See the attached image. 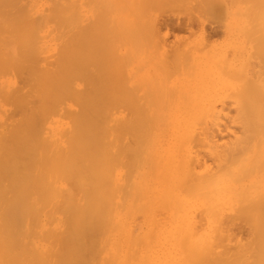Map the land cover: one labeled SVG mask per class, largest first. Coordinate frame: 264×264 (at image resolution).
I'll return each instance as SVG.
<instances>
[{
	"label": "bare ground",
	"instance_id": "obj_1",
	"mask_svg": "<svg viewBox=\"0 0 264 264\" xmlns=\"http://www.w3.org/2000/svg\"><path fill=\"white\" fill-rule=\"evenodd\" d=\"M96 1H93L94 6ZM175 1L179 3L178 0ZM149 2H155L161 6L163 3L168 4L170 0H166L167 3L165 0L160 2L149 0ZM171 2L174 1L171 0ZM85 3L89 2L86 0H0V264H26V257H22L21 254L20 257L15 249L18 246L28 247L31 244L36 245V248L46 245L49 249L55 244L63 250H88V252L95 251L97 248H103V250L108 248L109 250L110 247L119 246L138 247V250H141L139 247L159 248V251H161L160 248L165 250L187 248L207 252L217 249L220 252L226 249L228 251L236 249L237 252H246L245 257L248 264H264V103L261 100L262 87L260 91H257V95H254L258 96V92L259 95L261 93L262 96H258L260 100L251 95L255 92L249 91L250 96L256 100L255 104H252L253 101L250 102L249 98L250 101L245 100L248 101L247 103L240 101L248 94V91L240 90L242 86H245L243 83L239 89L236 88V91H233L234 93L230 92L234 94L235 98L232 97L231 101L235 104H226L233 102L230 99L228 102L222 100V96L220 99L224 103L220 100L218 101L221 103L215 100L220 104L213 103L214 101L205 102V99L197 97L202 89L194 97L190 91L192 99L188 100L192 101L191 103L190 101L170 103L168 101L170 92L168 93L166 88L163 92L166 91L168 95L165 96V93H162L165 97L161 98L159 92L163 88L161 89L160 85H158L159 88L153 89L149 86L150 91L147 89L150 93L155 90L156 94L160 95L159 99L155 98L158 102L150 98L151 95H148L149 98L145 97L142 91L141 95H138L140 91L135 93L138 95L137 99L136 95L127 92L128 90L123 89L122 91L121 89L125 87L121 86L120 89L119 81H115V77L119 75H114L111 70V72L108 70L111 69L109 67H113L114 57L122 53L114 57V54L112 56H109L110 53L105 54L108 56L107 59L113 57L112 60L110 58L112 65L104 69L109 63L102 64L100 67L98 64L96 65L98 70L95 67L96 72L91 70L95 69L90 65L91 51L92 54L95 52V56L92 55L95 61L91 63L94 66V62L98 63L105 58L104 53L108 48L103 47L107 42L101 45L102 35L106 32L105 27L102 29L105 32H101L102 27H99L101 18L104 19L106 16H102L101 13L102 17L95 18L97 21L94 20L95 28L88 25L90 26V31H88L86 25L90 17L85 19L86 22L88 21L86 25L84 17L88 15L87 9L90 4H87L89 7L86 8ZM100 4L96 6L99 7ZM202 5L207 7L206 4ZM120 8L115 12L118 11L119 14ZM166 8L168 7L164 10ZM151 9H153L152 5ZM138 10L142 9L138 8L136 11ZM98 11L95 14L99 13ZM111 11H113L111 15L116 17L114 10ZM248 11L250 9L245 11L246 15ZM121 13L120 15L123 16L121 19L129 20L130 16L126 19L125 14ZM141 13L139 11V14ZM157 13L159 14V8ZM250 14L248 13L251 22L254 13L250 11ZM193 15L191 17H194ZM94 16L93 14V18ZM132 17L129 22L133 21ZM138 18L136 19L139 20ZM110 19L108 26H113L110 23L114 19L112 17ZM253 19L255 21L256 18ZM118 20L119 18L115 19L117 23L124 22ZM190 20L186 23L180 21L172 25V29L176 27L182 29L185 24L188 27ZM90 21L93 22V20ZM157 21L153 22L155 26L160 22L159 19ZM126 23L122 26L130 24ZM159 24L160 27L157 25L159 28L155 26L154 28L159 29L160 33L156 31L155 34L158 32L160 38L155 37L162 40L165 46L167 42L166 37L163 38L164 30L161 33L160 29L165 28L167 24ZM130 25L127 27L130 28ZM161 25H164L163 28ZM254 25L251 29H254ZM143 27L140 28L143 29ZM117 28H115L116 31ZM91 29L95 30V33L93 32L94 47H92L94 41L91 40L93 31ZM112 31L110 35H116L114 30ZM244 31L242 33H246V37H249L248 31ZM124 32L126 33V30H122L121 34ZM107 35L103 39L110 42L111 38L109 36V40ZM138 35L135 34V37L137 38ZM167 35L168 33L165 36ZM147 39L149 40V37ZM208 42L210 43L211 40ZM263 42L264 40L261 41V47L264 46ZM212 45L210 43L209 46ZM245 46L248 45L245 44ZM189 47L187 49H193L194 45ZM92 48H95V51ZM100 48L101 51L105 49L104 58L102 54L99 58ZM111 48H108V52ZM166 48L169 49L166 50L167 52L174 49ZM162 49L163 53L165 49L163 51ZM180 49L177 48L175 53L172 51L169 53L176 55ZM128 50L126 49L125 53ZM189 50L186 51L188 54L191 52ZM261 50L260 56L261 54L263 56L264 49ZM130 51L133 50L130 49ZM227 51L232 54L230 48ZM173 54L170 55V60ZM122 58L124 59V56ZM256 59L255 57L253 59L255 63ZM227 60L228 58L221 59L224 63ZM248 60L250 61L251 58ZM262 60L263 58L259 57L260 66H264ZM206 61H208L207 58ZM246 66L252 71L253 67L251 68L249 63ZM164 69L163 67L161 70ZM129 71L130 69L125 70L126 73ZM225 71L224 73H228ZM120 72L123 73V70ZM253 72L255 71L253 70L251 75ZM231 73L234 74L228 73V75H235V72ZM256 73H254L255 76ZM131 74L126 75L132 76ZM244 75L246 76L242 73V76ZM248 76L250 77V73ZM257 77L252 78L254 83L257 82ZM137 80L139 83L140 79ZM134 83L136 84L135 81ZM246 83L249 85L248 82ZM258 85L256 84V87ZM128 88H130L129 85ZM132 89L134 90L135 86ZM172 90L170 91L177 93V89ZM185 91L183 88L181 92L186 95ZM241 92L244 93L242 95L244 98L241 96L242 99L239 98ZM230 93L227 94V99L229 95H232ZM200 94L202 95V92ZM142 95L148 98V103L138 101L139 96L144 100ZM175 95L178 97L177 94ZM214 96L211 97L216 99ZM188 97L189 95L183 98L186 100ZM177 99L174 101H178ZM234 99L240 102L237 103ZM237 224L246 227L245 239L238 235L240 233L234 232ZM21 234L24 238L26 234L42 236L52 234L58 235L57 238L60 235V239L54 236L57 240H52L55 242L51 245L49 239L45 240L48 241L45 244L44 241V243L39 242L33 237L28 238L29 240L21 239ZM61 235H63L62 238ZM41 239L44 240V238ZM215 252L217 256V251ZM227 254L225 253L223 256L226 255V257L223 258L230 263L234 260L231 258L233 255L227 256ZM79 256H85L81 254L76 256L79 260L81 259L82 264L83 260ZM236 256L235 260L239 261ZM86 257L83 259L89 261ZM189 257L187 255L185 258L189 259ZM72 258L74 259L73 256ZM61 259L59 258L58 261L60 264L67 262ZM78 259L76 263L79 264ZM220 260L224 261L222 258ZM220 260L217 259V261ZM38 263L41 264L40 261Z\"/></svg>",
	"mask_w": 264,
	"mask_h": 264
},
{
	"label": "rangeland",
	"instance_id": "obj_2",
	"mask_svg": "<svg viewBox=\"0 0 264 264\" xmlns=\"http://www.w3.org/2000/svg\"><path fill=\"white\" fill-rule=\"evenodd\" d=\"M85 1V0H84ZM86 1H88L89 3H85L86 4V8L87 7H91V9H90V7L87 9L89 12H87V16L86 17H84V23H85V25L87 24V22L89 21V23L86 25L87 26V28H88V31H90V29H89V27L90 26H88V25H92V27H94L95 26V24H96V22H94V20L95 21H97L96 19L98 18V17H102V16H106V18L104 17V19H103V17L101 18V26H99V27H102V28H100L101 30L102 29H104L103 27H105V30H106V32H109V33H106L105 32V30L103 31H101V32H105V33H103V38H106V35H107V38L110 40V38H111V40H110V42L107 40V41H105L106 39H103L102 38V44L101 45H103L105 42H107V43H105V45H103V47L106 49V47H108V48H111V47H113V48H111V49H109V52H108V48L106 49V51H105V53H104V50L105 49H102V51H101V48H100V56H99V58H101V54L103 55V53H104V55L106 54V55H108V53H110L109 54V56H112L113 54V57L114 56H117V55H119V54H121L122 55V57L124 56V59L121 57V55H119V56H117V57H119L118 59H117V57H114V59L112 60V58L113 57H110L111 58V60H112V63H114V64H116V66H118V67H116L114 64L112 65V63H111V60H110V58L109 59H107L108 58V56H106L105 55V58H104V55H103V57L102 58H104L105 59V61H104V59L102 60L101 59V61L100 62H94L93 64H94V66L91 64L93 61H95V59H94V57L92 56V55H94L95 56V52L92 54V51H91V63H90V65L92 66V68L94 67H96L97 68V70H98V67L96 66V65H98V64H100L99 65V67L100 66H102V64H104V65H107V63H109L108 64V66H103L104 67V69H107V67H109V65L111 66H115L114 68L116 69H114V71L112 70V68L113 67H109V68H111V69H108L109 71L111 70L112 72H113V74L114 75H119V76H117V78L115 77V81H119L118 83H120L119 85V88L121 89L122 87H125V88H122L121 90L122 91H126V90H128L127 92H129V93H131V94H134V96L137 94V93H139V91L141 92H143V95L145 96V97H148V95H151V96H149L150 98H154V100L156 101V102H158V100L157 99H159L160 98V95H161V98H163L164 99V97L166 96V95H168L167 94V92L165 91V92H163L165 89L164 88H166V90L168 91V93H169V95L172 97H170L169 95H168V98H169V102L170 103H176V102H183V103H188V101H190L191 99H192V97H194L195 95H196V93L198 94V91L200 90V89H202L201 91H199L200 93L202 92V95L199 93V95L197 96V97H199L200 96V98H202V99H205L204 101L205 102H211L212 103V101H214L213 103H216V104H220L221 102L220 101H222L223 99H224V101L225 100H227V102L229 101V99H230V101L232 100V97H234L233 95V91H236V88H240L241 87V84L243 83V85L245 84V86L247 87H245V86H242L241 87V91L243 92V90L242 89H244L246 92L248 91V94H247V97H246V95H245V97L247 98H245V99H243V100H240V99H242V97L244 98V96H242V95H244V93L242 94V92L241 93H239L240 95V99L239 98H236V99H239L241 102L242 101H245V100H249L250 102H252L253 101V103L252 104H255V102L254 101H256V100H254V98L253 97H251L250 96V94L251 93H253V92H255V93H253V94H251V95H257L256 93H257V91H260L261 90V87H262V94H263V96L261 95V93H260V95L262 96V98H261V100H263V103H264V77H263V75H264V66H260L261 65V63H259L260 62V60H259V62H258V59H259V57H261V59L263 58V60H262V65H264V55L262 56V54H261V56H260V53H262L261 51V49L263 48L264 49V46L263 47H261L262 45V43H261V41L262 40H264V16L262 17V15H264L262 12H264V0H178V2L179 3H177V1H175V0H173L174 2L172 3L171 2V0H170V2H168V4H165V3H163L161 6H160V4H158V3H156L155 4V2L153 3H150L149 2V0H147V2H148V7H147V2H146V0H132L131 2H129L130 0H111L110 1V3H109V0H105L104 2H103V0L102 1H100V0H86ZM93 1H96L95 2V6H94V3H93ZM143 1V3H141ZM145 1V2H144ZM153 1V0H152ZM161 1V0H160ZM159 0H158V2H160ZM101 2H103L102 4H100ZM105 2H106V4H105ZM114 4V6H113V4ZM164 2V1H163ZM165 2H166V0H165ZM204 2V3H203ZM136 3H137V5H136ZM139 3H140V5H139ZM167 3V2H166ZM187 3V4H186ZM199 3H200V5H199ZM207 3H209L208 5H207ZM89 6H88V5ZM97 4H100L99 5V7L98 6H96ZM108 4H111V5H108ZM165 4V5H164ZM202 4H206V6L207 7H205L204 5H202ZM102 5H103V7H102ZM150 5V6H149ZM151 5H152V7H153V9H151ZM165 7H168V8H166L165 10H164V6ZM210 5V6H209ZM228 5V6H227ZM105 6H106V8H105ZM107 6L109 7V8H107ZM112 6V7H111ZM124 6V7H123ZM134 6V8L132 9V7ZM138 7L139 9H142V10H138V11H136L138 8H136L135 9V7ZM247 6H248V9H247ZM93 7H95V8H93ZM96 7H97V10H99L98 12L99 13H97V14H95L96 13V11H95V9H96ZM100 7H102V8H100ZM113 7L115 8V9H113ZM121 7V8H120ZM126 7H127V9H126ZM146 7V8H145ZM161 7H162V9L164 10H162L161 9ZM204 7V8H203ZM209 7V8H208ZM118 8H120V11L121 12H123V13H121L120 11H119V14L117 13V12H115V10L117 9V10H119ZM123 8V9H122ZM124 8L126 9V10H124ZM158 8H159V14H161L160 16H159V14L157 13V10H158ZM202 8V9H201ZM207 10H206V9ZM228 10H227V9ZM90 9V10H89ZM94 10V12H93V10ZM109 9V10H108ZM132 9V10H131ZM146 9V10H145ZM168 9V10H167ZM249 10L250 9V11H251V13H254L253 15H252V20H251V22H250V19H251V17L248 15V13L250 14V11H248L247 12V15H246V10ZM103 10H105L104 11V13L102 12ZM111 10H114V12L116 13H114L115 15H116V17H113L111 14H112V12L113 11H111ZM123 10V11H122ZM206 10V11H205ZM214 10V11H213ZM227 10V11H226ZM238 10V11H237ZM245 10V11H244ZM111 11V12H110ZM128 12V14H127V12ZM136 11V12H135ZM139 11H140V13L141 14H139ZM161 11V12H160ZM205 11V12H204ZM236 11V12H235ZM132 12V13H131ZM133 12H134V14H133ZM138 12V13H137ZM144 12V13H143ZM200 12V13H199ZM209 12V13H208ZM91 13V14H90ZM101 13H102V16H101ZM120 13L121 14H125V18L127 19V18H129V16H130V18L134 15V17H132V19H133V21L131 20L130 22H129V20H130V18H129V20L127 21V20H125L124 18H122V19H124L123 21H122V19H121V16L122 15H120ZM130 13V14H129ZM137 15H136V14ZM243 13V14H242ZM93 14L95 15L94 16V18H93ZM100 16H99V15ZM105 14V15H104ZM108 14H110L111 15V17L114 19H112L113 20V22L115 21V19H117V18H119V20H121L123 23L122 24H124V23H126V22H128V23H132V22H134V24L132 23L131 25L130 24H128V25H130V28H128L127 26H126V24L124 25V27H125V29H124V27L122 26V24H121V22H111L110 23V25H113L114 26V29H113V26H108L109 25V22H110V15H108ZM133 14V15H132ZM194 14V15H193ZM114 15V16H115ZM194 16V17H191V16ZM199 15V16H198ZM251 15V14H250ZM258 15H260V16H258ZM117 16H119V17H117ZM138 16H140L139 18H138ZM142 16V17H141ZM155 16H156V19H155ZM198 16V17H197ZM88 17H90V18H88ZM123 17V16H122ZM188 17H189V19H188ZM191 17V18H190ZM250 17V18H249ZM256 18L255 19V21H253L254 19L253 18ZM88 18V19H87ZM96 18V19H95ZM136 18H138L139 20H137ZM152 18V19H151ZM159 19V23H162V24H167V26L165 25V28H163V26L164 25H161L162 27L161 28H163V29H160V31H161V33L163 32V30H164V35H163V38H165V41L167 42H165L166 44H164L165 46H163V42H162V40H160L159 38H160V35H158L160 32L158 31L159 29H157V30H155L160 24L159 23H157V25L155 26V23H156V21ZM198 18V19H197ZM261 18V19H260ZM85 19H87L88 21L86 22V20ZM136 19V20H135ZM146 20V22H144L145 20ZM191 19V20H190ZM260 20L259 22L257 21V20ZM90 20H93V22L91 23V21ZM107 20H108V22H107ZM118 20V21H119ZM142 20V21H141ZM188 20H190L189 21V25H188V27L187 26H183V28L182 29H179V28H174V29H172V25H174V24H177L178 22H180V21H182L183 23H186ZM248 20V21H247ZM262 20V21H261ZM102 21H103V23H102ZM105 21H106V23H107V26H106V23H105ZM126 21V22H125ZM135 21H137V22H135ZM155 21V23H153ZM185 21V22H184ZM254 23H253V22ZM257 21V22H256ZM158 22V21H157ZM165 22V23H164ZM249 22H250V24H249ZM261 22V23H260ZM95 23V24H94ZM105 23V24H104ZM151 23V24H150ZM252 23V24H251ZM119 24V25H118ZM255 24V25H254ZM262 24H263V26H262ZM100 25V24H99ZM118 25V26H117ZM133 25V26H132ZM140 27H143V29L142 28H140ZM252 25H254V29H251V26ZM120 27V28H117V27ZM121 26H122V29H121ZM132 26V27H131ZM154 26L156 27V28H154ZM228 26V27H227ZM230 26V27H229ZM255 26H256V28H255ZM91 27V28H92ZM107 27H109V28H111V29H109V28H107ZM137 27V28H136ZM160 27V26H159ZM158 27V28H159ZM215 27H216V29H215ZM227 27V28H226ZM248 27V28H247ZM95 28V27H94ZM109 29V30H107V29ZM115 28H117L118 30V32L116 31V29ZM127 28V29H126ZM133 28V29H132ZM149 28H150V30H149ZM167 28V29H166ZM245 28H247V30L245 29ZM249 28H250V30H249ZM252 28H253V26H252ZM136 29V30H135ZM218 29V30H217ZM244 29H245V31H244ZM256 29V30H255ZM263 29V30H262ZM91 30H93L92 31V36H91V32H89L90 33V36H91V40H93V37H94V34H93V32L95 33V30L94 29H91ZM111 30V31H110ZM112 30H114V32L116 33V35H110L111 34V32L113 33V31ZM122 30L123 31H125L126 30V33L124 32V33H122L121 34V32H122ZM129 30V31H128ZM146 30V31H145ZM215 30V31H214ZM255 30V31H254ZM121 31V32H120ZM128 31V32H127ZM137 31V32H136ZM141 31V32H140ZM156 31H158L156 34H155V32ZM213 31H214V33H213ZM218 31V32H217ZM225 31V33H227V34H225V33H223ZM228 31V32H227ZM247 32V33H249L250 35H248L249 37H246L247 36V34L246 33H242V32ZM254 31V32H253ZM149 32V33H148ZM152 34H151V33ZM256 32V33H255ZM118 33H120V34H118ZM130 33V34H129ZM141 33V34H140ZM144 33V34H143ZM168 33V35L167 36H165L166 34ZM255 33V34H254ZM134 34V35H133ZM135 34H139L138 35V37L136 38L135 37ZM151 34V35H150ZM223 34H225V36L223 35ZM252 34V35H251ZM127 35V36H126ZM143 35V36H142ZM154 35V36H153ZM255 35V36H254ZM257 35V36H256ZM259 35V36H258ZM109 36H110V38H109ZM115 37V38H112V37ZM137 36V35H136ZM149 37V40L147 39L148 37ZM151 36V37H150ZM154 38H153V37ZM158 37L159 36V38L157 39L156 37ZM208 36V37H207ZM118 37H119V39H118ZM135 37V38H134ZM141 37H142V39H141ZM144 37H146V38H144ZM162 37V36H161ZM210 37V38H209ZM240 37V38H239ZM254 37V39H252ZM257 37V38H256ZM259 37V38H258ZM124 38V39H123ZM151 38V39H150ZM156 38V39H155ZM248 38H249V40H248ZM117 39V40H116ZM136 39V40H135ZM144 39V40H143ZM167 39V40H166ZM209 39V40H208ZM237 39V40H236ZM104 40V41H103ZM158 40L161 42H158ZM210 41L211 40V44H213L212 46H209L210 45V43L208 42H205V41ZM214 40V41H213ZM247 40H248V42H247ZM250 40H251V42H250ZM261 40V41H260ZM94 41V43L92 44L93 46L92 47H94V45H95V40H93ZM129 41H131V42H129ZM136 41V42H135ZM187 41V42H186ZM212 41H213V43H212ZM258 41V42H257ZM260 41V42H259ZM118 44H117V43ZM145 42V43H144ZM155 42V43H154ZM247 42V43H246ZM252 42H253V45H252ZM101 43V42H100ZM108 43H109V45H111V47H109V45H108ZM115 43V44H114ZM120 43H122V44H120ZM157 43V44H156ZM204 43V44H203ZM249 43V44H248ZM258 43V44H257ZM260 43V44H259ZM138 44V45H137ZM151 44V45H150ZM197 44V45H196ZM206 44H207V46H206ZM245 44H247L248 46L246 47L245 46ZM152 45L155 47H152ZM161 45H162V48H164L165 49V51H163L164 49H162L161 48ZM194 45V47L196 46V48H194L193 47V49L191 48L192 46ZM204 45V46H203ZM237 45V46H236ZM250 45V46H249ZM260 45V46H259ZM263 45H264V42H263ZM125 46H127L126 47V49L129 51H127L126 53H125V51H126V49L124 50V47ZM160 48H159V47ZM189 46H191V47H189ZM214 46H215V48H214ZM244 46V47H243ZM96 47V46H95ZM102 47V48H103ZM119 47V48H118ZM129 47V48H128ZM166 47H169L170 49L171 48H174V49H172L171 51L172 52H176V50H177V48L178 49H180L179 50V52L177 51V54L176 55H174L173 53H169V52H171V51H169V52H167L169 49H167ZM191 48L190 50H191V52H189V54H188V52H186L187 50H189V49H187V48ZM240 47V48H239ZM249 47H251V48H249ZM258 48V50H257V48ZM261 47V49H259ZM158 48V49H157ZM183 48V49H182ZM212 48V49H211ZM230 48V51L232 52V54L230 53H228V49ZM237 48V49H236ZM246 48H248V49H246ZM253 48H255V49H253ZM93 49V48H92ZM95 49V48H94ZM93 49V51H95ZM130 49L131 50H133V51H130ZM145 49H147V51L145 52ZM161 49H162V51H163V53L161 52ZM209 49H211V50H209ZM251 49V50H250ZM112 50V52H110ZM114 50V51H113ZM118 50V51H117ZM124 50V51H123ZM155 50V51H154ZM167 50V51H166ZM175 50V51H174ZM182 50V52H180ZM189 50V51H190ZM216 51V52H214V51ZM233 50V51H232ZM238 50V51H237ZM259 51V52H257V51ZM157 51V52H156ZM217 51H221V52H217ZM241 51V52H240ZM252 51V52H251ZM264 51V50H263ZM114 52V53H113ZM117 54H116V53ZM166 52V53H165ZM184 52V53H183ZM194 52V53H193ZM206 52H208V53H206ZM237 52V53H236ZM250 52H251V57H250ZM258 54V55H256V53ZM112 53V54H111ZM167 53H169L168 55H166ZM191 53V54H190ZM206 53V54H205ZM253 53V54H252ZM163 54L165 55V56H163ZM174 55V56H172V58H171V60L169 59V57H170V55ZM241 54V55H240ZM264 54V53H263ZM129 55V56H128ZM135 55V56H134ZM159 55V56H158ZM187 55V56H186ZM189 55V56H188ZM193 56L192 57V60H191V56ZM205 55V56H204ZM207 55V56H206ZM229 55H232V56H229ZM252 55H255V56H252ZM142 56V57H141ZM168 56V57H167ZM206 57L207 58V60L208 61H206V58L204 59V57ZM219 56V57H218ZM223 58H222V57ZM228 56V57H227ZM121 57V58H120ZM132 57V58H131ZM167 57V58H166ZM187 57H189V58H187ZM200 57H201V59H200ZM203 57V58H202ZM221 57V58H220ZM254 57L255 58H257L256 59V63H255V61L253 60L254 59ZM129 58H131V59H129ZM198 58L200 59V60H198ZM228 58V62L227 61H225V63L223 62V61H221V59L222 60H224V59H227ZM230 58V59H229ZM251 58V62L248 60V59H250ZM120 59H122V60H120ZM125 59H126V62H125ZM215 59H216V61H220V62H216L215 61ZM107 60H109V61H107ZM118 60H119V63H117L118 62ZM161 60V61H160ZM169 60V61H168ZM209 60H210V62H209ZM213 60V62H211ZM232 60V61H231ZM253 60V61H252ZM116 61V62H115ZM124 61V62H123ZM128 61V62H127ZM165 61V62H164ZM247 61H248V63H249V66H251L252 64L253 65H255V64H257V65H255V66H258V67H255V66H251V68L253 67V69H252V71L254 70L255 72H253V74L252 75H254V73H256V71H257V73H256V76H258L257 78V82L256 83H254V80L252 79V78H256V76L254 75V76H252L251 75V70H249V68L250 67H248V66H246V64H248L247 63ZM102 62V63H101ZM104 62H106V63H104ZM121 62V63H120ZM163 62H164V64H163ZM169 62V63H168ZM216 62V63H215ZM162 63V64H161ZM166 63H167V65H166ZM173 63V64H172ZM201 63V64H200ZM252 63V64H251ZM255 63V64H254ZM123 64V65H122ZM190 64V65H189ZM191 64L193 65V66H191ZM197 64V65H196ZM212 64H213V66H212ZM218 64V65H217ZM163 65V66H162ZM169 65V66H168ZM206 65V66H205ZM226 65V66H225ZM91 66H90V68H91ZM138 67V68H136V67ZM200 66V67H199ZM224 66H225V68H224ZM120 67H121V69H120ZM122 67H123V69H122ZM142 67V68H141ZM163 67L165 68L164 70H161V69H163ZM166 67H167V69H166ZM189 67V68H188ZM210 67V68H209ZM247 67V68H246ZM260 67H261V69H260ZM96 68L95 69H91L92 71H97L96 70ZM125 68V69H124ZM126 68H128V69H130V71L128 72V73H126L125 72V70H127L128 71V69H126ZM144 68V69H143ZM120 69V70H119ZM131 69H132V71H131ZM149 69V70H148ZM258 69V70H257ZM260 69V70H259ZM108 70H106V71H108ZM123 70V73L122 72H120V71H122ZM169 70V71H168ZM194 70V71H193ZM224 70H226V71H228V73H230V75L231 74H234V73H231V72H235V75L237 74L238 76L236 77L235 75H232V76H229L228 75V73L226 74V73H224ZM263 70V71H262ZM110 71V72H111ZM117 71V72H116ZM136 73V74H134V72ZM162 71H163V73H162ZM191 71H192V73H191ZM216 71V72H215ZM248 71H251V72H249L250 73V77L248 76L249 75V73H248ZM261 71V72H260ZM124 72L126 73V74H131V72H132V76L134 77V78H132V76H130V75H126V74H124ZM167 72H169V73H167ZM194 72V73H193ZM116 73V74H115ZM119 73V74H118ZM149 74V77H147V75ZM242 73H245L246 74V76L244 75V76H242ZM260 73V75H258ZM261 73H263V74H261ZM121 74V75H120ZM166 74V75H165ZM191 74V75H190ZM151 75V76H150ZM165 75V76H164ZM241 75V76H240ZM122 76V77H121ZM126 76H129L128 78L126 77ZM146 76V78L144 79V77ZM164 76V77H163ZM208 76V77H207ZM112 77V76H111ZM123 78V80H121V78ZM124 77H125V79H124ZM165 77H168V78H165ZM249 77V78H248ZM263 77V78H262ZM114 78V77H113ZM140 79L139 80V83L137 82L138 80L137 79ZM142 78V79H141ZM117 79V80H116ZM120 79V80H119ZM128 79H129V81H128ZM137 81H136V80ZM150 79H151V81H150ZM154 79V80H153ZM223 79V80H222ZM250 79V80H249ZM263 79V80H262ZM126 80H127V82H126ZM164 80V81H163ZM193 80V81H192ZM247 80V81H246ZM251 81V82H249V81ZM134 81L136 82V84H137V87H136V84L134 83ZM140 81H141V83H142V85H141V83H140ZM244 81H245V83H244ZM252 81H253V83H252ZM116 82V83H117ZM122 82H123V84H122ZM126 82V83H125ZM223 82V83H222ZM246 82H248V84L249 85H247V83ZM130 83H134V84H131L130 85ZM210 83V84H209ZM219 83V84H218ZM234 83V84H233ZM252 83V84H251ZM162 84H164V85H162ZM196 86H195V85ZM212 84H213V87H212ZM256 84L258 85L257 87H256ZM109 85V84H108ZM125 85H127V86H125ZM128 85H129V87L130 88H128ZM147 85V86H146ZM158 85H160V88L162 87L163 88V90H161L160 92H159V97H158V95L156 94V91H155V94H156V96H154L155 94H154V91H151V93L152 94H154V95H152L149 91H150V89H153V88H159L158 87ZM177 85H178V87H177ZM222 85H224V86H222ZM122 86V87H121ZM134 86H135V89L136 88H138L137 90H138V92H137V90H133L132 89V87L134 88ZM149 86L150 87H152V88H150L149 89ZM164 86V87H163ZM182 86H185V87H182ZM187 86V87H186ZM194 86H195V88H194ZM209 86V87H208ZM216 88H215V87ZM222 86V87H221ZM252 86H253V88H252ZM260 86V87H259ZM206 87V88H205ZM256 87V88H255ZM161 88V89H162ZM177 89V93H175V91L174 92H172L173 90L172 89ZM183 88H184V91L185 92H187L188 93V95H189V97L185 100L183 97H186V96H188L187 95V93H186V95L185 94H183L181 91L183 90ZM212 88V89H211ZM224 88H226V89H224ZM124 89V90H123ZM149 91H148V90ZM189 89V90H188ZM208 89V90H207ZM219 89V90H218ZM247 89V90H246ZM251 89V90H250ZM256 89H258V90H256ZM129 90H131V92L129 91ZM158 90H160V89H158ZM170 90H172V91H170ZM193 90H195V91H193ZM221 90V91H220ZM226 90V91H225ZM145 91V92H144ZM190 91H192V93L190 92ZM212 91V92H211ZM220 91V92H219ZM233 92V93H230V92ZM238 91V90H237ZM249 91L251 92L250 94H249ZM134 92V93H133ZM142 92L141 93H139L138 95H141L142 94ZM147 92H149V93H147ZM193 92H194V94H193ZM206 92H207V94H206ZM222 92H223V94H222ZM246 92H245V94H246ZM136 93V94H135ZM157 93H158V91H157ZM165 95H163V94ZM172 93H174V94H172ZM189 93H191V94H189ZM209 93V94H208ZM216 93V94H215ZM232 94V95H229V97H228V99L226 98L227 97V94ZM236 93V92H235ZM238 93V92H237ZM175 94H177V96L178 97H176V95ZM218 94H220V95H218ZM138 95H136L135 97L137 98L138 97ZM143 95L141 96L144 100H142L141 98H140V96H139V100L138 101H140V102H142V103H146V101L148 100V98H144L143 97ZM163 95V96H162ZM172 95H174V96H172ZM182 95V97H180ZM183 95H185V96H183ZM213 95H215L214 97H216V99H213V97H211V96H213ZM216 95H218V96H216ZM223 95H225V97H223ZM236 95V94H235ZM248 95H249V97H248ZM259 95V92H258V96H260ZM154 96V97H153ZM192 96V97H191ZM205 97V98H203V97ZM220 96H222V100L220 99ZM238 96V95H237ZM242 96V97H241ZM258 96H254L255 98L256 97H258ZM175 97V98H174ZM217 97H218V99H217ZM231 97V98H230ZM155 98H157V99H155ZM176 98H178L177 100L178 101H174V99H176ZM226 98V99H225ZM235 98V97H234ZM249 98V99H248ZM259 98V97H258ZM138 99V98H137ZM142 101H141V100ZM170 99H173L172 101H170ZM188 99H190V100H188ZM257 99V98H256ZM215 100H217V102H220V103H217ZM218 100H220V101H218ZM235 100V99H234ZM238 100V101H239ZM259 100H260V98H259ZM237 103H238V101L237 100H235ZM239 101V102H240ZM123 102V101H122ZM161 102H162V100H161ZM192 101H190V103H191ZM231 102H233V101H231ZM248 101H245L244 103H247ZM120 103H121V101H120ZM147 103H148V101H147ZM222 103H224L223 101H222ZM226 103V102H225ZM258 103H260V102H258ZM226 104H235V102H233V103H226ZM236 227L238 226V228H236V227H234V232L235 233H240V234H238V235H240V237L241 238H243L244 237V239L246 238V236H247V230L246 231H244L245 230V228L246 227H244V226H242L241 227V225H239V224H237V225H235ZM240 226V227H239ZM26 235H29V236H26ZM25 235V238H24V235L22 236V234H21V239L23 238V239H25V240H27L28 238H34V239H36V240H39V242H41L42 241V243H44L45 242V244H47L48 243V241H50L51 242V245H52V243H54L55 241H52V240H55L56 238H57V236H55V235H38V234H26ZM34 235V236H33ZM37 235V236H36ZM54 236L56 237L55 239H54ZM62 236L63 235H61V238H62ZM44 238V240L43 239H41L40 240V238ZM59 237H60V235H59ZM58 237V238H59ZM52 238V239H51ZM57 238V239H58ZM49 239V240H48ZM51 239V240H50ZM56 239V240H57ZM60 239V238H59ZM29 240V239H28ZM45 240H48L47 242L45 241ZM44 241V242H43ZM32 245V246H31ZM31 245H28V247H25V246H18V247H23V248H21V249H19L17 246V248H18V250H17V248L15 249V252H17V254L21 257V255H22V257H26V264L28 263H31L32 261V263L31 264H40V263H38V261H40L41 262V264H54V263H59L60 264V262H58L59 261V258L61 259V257H63V259H61V260H63L64 261V257H68V259H67V257H66V259H65V262H66V260H67V262L65 263V262H63V263H65V264H69L70 262L72 263V264H75L76 262H77V257H78V255L79 254H81L82 256H88L89 258H87L89 261H85L83 258H85V257H80V258H82V260H83V263L82 264H184V262H186L185 264H218V262H219V264H232V262L233 261H235V263L237 262L238 264H248L247 263V261H246V252H244V251H241L243 254H240L241 252L240 251H238L237 252V250L236 249H234L235 250V252L233 253V249H230L229 251H228V249H226V250H224V252H222V250H221V252H220V250L219 249H217V250H211V251H203V250H190V249H187V250H189V251H187L186 249H172V248H168V249H161L160 248V250L161 251H159V248H146V247H139V249H141V250H138V247H126V246H124V247H121V246H119V247H110V249L108 250V248H105L104 250H103V248H97L95 251L94 250H92L91 252H88V250L87 251H84V250H82V251H76V250H63L62 248H60V247H58V245L56 246L55 244H53L52 246L53 247H50V249L47 247L46 248V245H44V246H40V248H36L37 246L36 245H33V244H31ZM56 246V247H55ZM58 248L57 250H55V248ZM25 248H26V250H25ZM60 248V249H59ZM112 248H114V249H117V250H114V249H112ZM134 248H135V250H136V253H135V250H134ZM24 249V250H23ZM33 249H35V250H33ZM38 249V250H37ZM46 249H49L48 251H46ZM63 251H62V250ZM121 249V250H120ZM20 250V251H19ZM29 250V251H28ZM40 250V251H39ZM44 252H43V251ZM61 250V251H60ZM156 250V251H155ZM178 250V251H177ZM53 251V252H52ZM67 251V252H66ZM90 251V250H89ZM187 251V255H188V257H189V255H190V257H189V259L188 258H185L187 255H185V252ZM215 251H217V256L215 255ZM232 251V252H231ZM102 254V255H100V253ZM110 252V253H109ZM193 252V254H191ZM212 252H214L213 253V255H212ZM218 252H220V254L221 253H223V254H221L222 256H220V254L218 253ZM230 252V253H229ZM48 253V254H47ZM59 253V254H58ZM93 253V254H92ZM189 253V254H188ZM227 254V256H230V254H232L233 256H231V258L232 259H234V260H231V262H230V260H228L230 263H228L227 262V260L226 259H224L225 257H226V255L225 256H223L224 254ZM236 253V254H235ZM239 253V254H238ZM21 254V255H20ZM201 256H200V255ZM206 254V255H205ZM209 254L212 256H209ZM27 255V256H26ZM41 255V256H40ZM43 255V256H42ZM46 257H45V256ZM52 255V256H51ZM55 255V256H54ZM192 255V256H191ZM205 255V256H204ZM236 255H238V257L236 256ZM39 258H38V257ZM50 256V257H49ZM70 256H71V258H70ZM72 256L74 257V259L72 258ZM77 256V257H76ZM182 256L184 257V258H182ZM195 256V257H194ZM198 256V257H197ZM220 256V257H219ZM235 256H236V258H237V260H239V261H236L235 260ZM239 256H242L241 258L239 257ZM32 257V259L30 260V258ZM47 257H49L48 259H47ZM54 257V258H53ZM58 257V258H57ZM77 259H76V258ZM200 257V258H199ZM206 257H208V259H206ZM215 257V258H214ZM224 257V258H223ZM244 257H245V260H244ZM28 258V259H27ZM46 258V259H45ZM71 260H70V259ZM91 258V259H90ZM105 258V259H104ZM110 258V259H109ZM172 258V259H171ZM202 258V259H201ZM223 259L224 261H222V260H220V259ZM45 259V260H44ZM49 259L51 260L50 262H49ZM75 259H76V261H75ZM178 259H179V261H178ZM180 259H182L181 261H180ZM196 261H195V260ZM209 259H211V260H209ZM217 259H219L220 261H217ZM55 260V261H54ZM60 260V261H61ZM171 262H170V261ZM206 260V261H205ZM214 260V261H213ZM242 260H243V263H242ZM53 261V262H52ZM70 261V262H69ZM97 261V262H96ZM99 261V262H98ZM123 261V262H122ZM175 261V262H174ZM177 261V262H176ZM190 261V262H189ZM212 261V262H211ZM241 261V262H240ZM245 261H246V263H245ZM75 262V263H74ZM78 262H79V264H81L80 262H81V259L79 260L78 259ZM109 262V263H108ZM235 263H233V264H235ZM61 264H62V262H61ZM76 264H78V263H76Z\"/></svg>",
	"mask_w": 264,
	"mask_h": 264
}]
</instances>
